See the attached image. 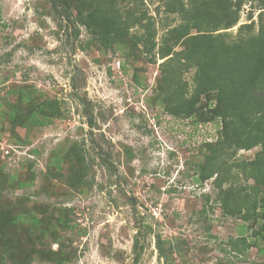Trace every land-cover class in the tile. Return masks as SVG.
<instances>
[{
	"label": "rangeland",
	"instance_id": "rangeland-1",
	"mask_svg": "<svg viewBox=\"0 0 264 264\" xmlns=\"http://www.w3.org/2000/svg\"><path fill=\"white\" fill-rule=\"evenodd\" d=\"M167 1L177 2L114 3L122 13L136 4L158 44L179 24ZM258 2L246 0L225 31L236 35L254 21L256 32L261 11L264 22ZM61 11L50 0H0V243L9 241L14 254L5 264H264V211L254 222L224 216L214 178L196 182L203 145L215 141L219 122L204 110L197 124L166 114L154 97L161 61L105 51ZM21 91L34 100L22 112L48 100L60 116L38 128L14 125L8 111ZM258 150L236 158L249 161ZM56 154L60 169L52 165ZM81 169L82 183L67 186ZM238 183L252 182L240 176ZM22 213L36 216L47 237L29 222L4 228Z\"/></svg>",
	"mask_w": 264,
	"mask_h": 264
},
{
	"label": "trees",
	"instance_id": "trees-1",
	"mask_svg": "<svg viewBox=\"0 0 264 264\" xmlns=\"http://www.w3.org/2000/svg\"><path fill=\"white\" fill-rule=\"evenodd\" d=\"M50 1L54 9L62 7L61 12L70 23L83 27L90 39L105 51L113 54L122 51L124 58L130 57L134 61H161L154 97L166 114L177 119H192V123L197 124L200 123L197 111L204 110L210 121L219 122L215 141L203 145L205 153L196 182L214 178L212 183L220 190L217 200L224 216L238 217L244 222L256 221L257 213L264 211L262 11L258 15L256 32L254 21H251L250 24L240 25L237 34L231 35L225 30L237 24L246 0H214L212 3L190 0L187 6L177 0L175 7L167 1L166 12H176L179 24L167 29L157 44L154 24L136 4L122 13L116 8L115 0ZM70 8H74L76 13L74 22L70 19ZM257 9L264 10V0H259ZM134 28L140 32L132 31ZM124 68L125 63H122ZM185 74L191 75L189 81L184 78ZM132 79L137 82L135 74ZM33 101L28 93L19 92L18 99L8 111L14 125L25 129L38 128L60 116L57 103L48 100L41 101L33 110L21 111V105H30ZM83 111L88 115L87 107H83ZM254 148L259 150L253 159L245 161L236 158L238 152ZM79 160L84 158L81 156ZM62 161L63 158L56 154L52 165L60 169ZM84 173L85 169L70 173L66 178L67 186L78 187ZM240 176L245 182L252 183L239 184ZM25 185L18 183L21 188ZM224 185L227 187L223 188ZM261 216L264 218V212ZM28 222L41 232L42 237H47L45 231L37 227L39 219L27 213L6 219L4 228ZM5 243H0V264H5L7 258L14 256L9 248L10 242ZM260 251L264 253V248ZM29 259L30 255L23 256V262Z\"/></svg>",
	"mask_w": 264,
	"mask_h": 264
}]
</instances>
